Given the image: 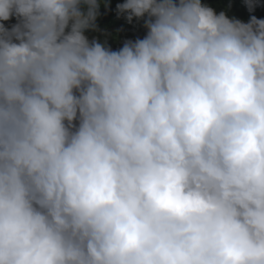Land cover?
Segmentation results:
<instances>
[{"label": "clouds", "instance_id": "clouds-1", "mask_svg": "<svg viewBox=\"0 0 264 264\" xmlns=\"http://www.w3.org/2000/svg\"><path fill=\"white\" fill-rule=\"evenodd\" d=\"M99 9L0 0V264H264V19Z\"/></svg>", "mask_w": 264, "mask_h": 264}, {"label": "trees", "instance_id": "trees-1", "mask_svg": "<svg viewBox=\"0 0 264 264\" xmlns=\"http://www.w3.org/2000/svg\"><path fill=\"white\" fill-rule=\"evenodd\" d=\"M98 2L100 9L95 22L96 30H88L85 33L90 41L99 40L102 44L107 42L113 51H118L126 41L143 39L147 35L144 20L134 18L129 23L127 14L118 13L117 5L125 3L126 0H98ZM201 2L213 8L218 14L225 12L229 18L235 17L243 22H248L252 15L264 19V0H254L253 12H249L247 0H201ZM0 23L11 29L18 21L13 16L9 21H0Z\"/></svg>", "mask_w": 264, "mask_h": 264}]
</instances>
